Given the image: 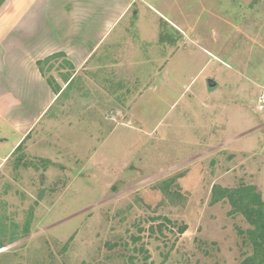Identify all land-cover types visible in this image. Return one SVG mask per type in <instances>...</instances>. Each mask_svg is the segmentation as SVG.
Wrapping results in <instances>:
<instances>
[{
  "label": "rangeland",
  "instance_id": "rangeland-1",
  "mask_svg": "<svg viewBox=\"0 0 264 264\" xmlns=\"http://www.w3.org/2000/svg\"><path fill=\"white\" fill-rule=\"evenodd\" d=\"M159 1L169 24L152 43L135 8L91 70L65 55L38 65L58 100L5 162L18 137L0 122V264L256 255L253 227L213 187L255 186L264 202V0Z\"/></svg>",
  "mask_w": 264,
  "mask_h": 264
},
{
  "label": "crops",
  "instance_id": "crops-1",
  "mask_svg": "<svg viewBox=\"0 0 264 264\" xmlns=\"http://www.w3.org/2000/svg\"><path fill=\"white\" fill-rule=\"evenodd\" d=\"M156 2L160 1L5 2L0 8V122L18 139L12 143L11 151L5 154L2 162L25 141L58 100L60 92L57 94V88L43 77L38 62L63 54L71 62V68L80 70L89 65L91 70L93 60L100 61L113 54L109 47L123 42L130 26V14L132 11L137 13L135 8L140 9V16L146 14L153 26L159 27L164 18L161 13L164 7L163 3L157 7ZM158 27L157 34H153L154 30L149 33V42L160 37ZM173 28L178 31L177 27ZM7 143L6 132L0 131V147Z\"/></svg>",
  "mask_w": 264,
  "mask_h": 264
},
{
  "label": "trees",
  "instance_id": "trees-1",
  "mask_svg": "<svg viewBox=\"0 0 264 264\" xmlns=\"http://www.w3.org/2000/svg\"><path fill=\"white\" fill-rule=\"evenodd\" d=\"M7 0H0V8L5 4ZM56 56H64L63 54L54 55L45 60L40 61L38 65H44L49 59ZM43 70V69H42ZM41 71V70H40ZM43 73V71H41ZM51 84V83H50ZM52 85V84H51ZM57 94L60 92V88L56 89ZM28 138V137H27ZM26 138V139H27ZM25 139V140H26ZM22 144L16 149H20ZM15 151V152H16ZM228 200L234 211L242 213L249 224L253 227L249 231V235L253 241V245L256 249V255L254 257H248L241 264H254L259 258V251L263 252L260 256L259 264H264V202L261 198V193L258 192L255 186H242L236 189H224L219 186L213 187V202L217 203L222 200ZM185 227H182L180 231L183 233ZM4 248L0 243V250Z\"/></svg>",
  "mask_w": 264,
  "mask_h": 264
},
{
  "label": "built area",
  "instance_id": "built-area-1",
  "mask_svg": "<svg viewBox=\"0 0 264 264\" xmlns=\"http://www.w3.org/2000/svg\"><path fill=\"white\" fill-rule=\"evenodd\" d=\"M258 110L260 112L264 111V95H262L258 100Z\"/></svg>",
  "mask_w": 264,
  "mask_h": 264
},
{
  "label": "water",
  "instance_id": "water-1",
  "mask_svg": "<svg viewBox=\"0 0 264 264\" xmlns=\"http://www.w3.org/2000/svg\"><path fill=\"white\" fill-rule=\"evenodd\" d=\"M208 85L210 88H214L217 86V83L210 79V80H208Z\"/></svg>",
  "mask_w": 264,
  "mask_h": 264
}]
</instances>
